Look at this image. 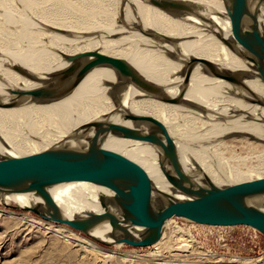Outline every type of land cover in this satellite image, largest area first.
Returning a JSON list of instances; mask_svg holds the SVG:
<instances>
[{"label":"bare ground","instance_id":"6f19581e","mask_svg":"<svg viewBox=\"0 0 264 264\" xmlns=\"http://www.w3.org/2000/svg\"><path fill=\"white\" fill-rule=\"evenodd\" d=\"M6 1L0 2L1 23L4 26H21L25 32L35 29L29 31L36 37L37 47L25 55L18 51L19 55L11 54L13 59L8 58L10 61L0 58V100L16 98L11 91L58 87L62 72L71 65L66 58L87 52L125 60L145 81L158 89V94L149 96L131 84L122 85L114 70L101 66L90 70L64 97L51 101L25 98L13 107H0V168L5 159H28V155L32 157L30 154L38 155L87 124L130 125L123 121L120 113L111 116L115 108L110 97L113 93L130 113L153 117L166 127L172 160L181 163L201 187L211 184L225 188L264 182V106L260 105L264 103V80L258 76L264 72L258 69L238 37L234 16L225 6L226 2L231 9L237 8L234 1L169 0L177 7L165 11L155 7L151 0H112L114 6L109 11L108 5L107 8L102 5L105 0H78L86 7L80 8L90 19H81L76 11L79 7L71 5L69 12L77 14L74 27L73 24L65 25L68 23L66 20L60 22L59 16L50 13L40 16L42 13L39 12L36 22L24 19L22 13L7 9ZM70 1L62 0V3L66 6L72 3ZM26 2L33 4L36 0ZM98 2L103 3L98 5ZM29 7L28 4L27 10ZM105 9L111 21L107 18V21L102 20ZM65 10L61 8L60 13ZM89 11L100 14L101 19L98 15L93 18L94 13L91 16L86 14ZM70 15L74 16V13ZM255 27L264 33V0L257 1ZM27 44L29 47L33 43ZM2 50L0 47V57ZM90 59H82L81 63ZM195 59L210 62L216 72L235 77L238 82L233 84L215 77L201 63L192 64ZM72 81L68 80L67 85ZM161 99H176L178 102L171 104ZM155 140L152 133L130 138L110 136L91 144L82 142L80 146L88 150L97 147L99 154L132 179L161 194L185 199L161 169L159 151L153 146ZM255 161L256 166L248 167ZM245 173L250 179L244 176ZM101 191L95 179L82 177L49 186L46 194L64 216L84 217L88 213H101ZM0 197L4 205L19 208L35 206V199L29 192L1 194ZM7 215L18 219L15 214ZM20 221L46 233L63 235L84 252H101L94 243L72 232L64 236L65 232L60 229L33 218L20 217ZM170 222H166L162 239L154 247L163 245ZM141 231L135 230L134 235L138 236ZM175 234L183 237L181 241L187 237L191 244L196 243L191 235L180 230ZM94 235L102 237L98 231ZM181 247L182 251L188 252L184 245ZM162 250L160 248L158 253L161 254ZM129 260L135 262V259ZM259 263L261 261L255 264ZM231 264L252 263L235 261Z\"/></svg>","mask_w":264,"mask_h":264},{"label":"water","instance_id":"95a60500","mask_svg":"<svg viewBox=\"0 0 264 264\" xmlns=\"http://www.w3.org/2000/svg\"><path fill=\"white\" fill-rule=\"evenodd\" d=\"M238 7L227 10L234 16L241 44L264 72V33L255 27V11L258 0H232ZM165 11L176 9L177 4L169 0H151ZM164 40H169L163 37ZM92 58L81 63L82 59ZM71 65L60 77L58 87L15 92L17 97L0 100V107L9 108L25 98L51 101L64 97L85 78L93 68L106 66L115 71L118 81L131 84L149 96L158 94V89L145 81L125 60L99 52H87L66 58ZM201 63L211 73L230 83H237L232 76L223 75L203 59ZM190 72L187 74L188 79ZM264 80V74L258 75ZM73 80L70 85L66 82ZM115 86H113L114 88ZM114 110L111 116L121 114L124 122L113 126L104 123L84 125L69 134L61 143L28 159H5L0 168V192L3 194L29 192L35 206L19 208L39 216L55 225L66 226L95 242L106 246L126 245L133 248H150L160 242L167 221L183 218L196 224L210 227H250L264 236V182L250 185L217 188L211 184L201 187L185 170L183 165L171 158V142L166 127L150 116L134 115L110 95ZM164 101L176 104V99ZM260 105L264 106V103ZM154 134L153 146L159 151L160 167L185 199L161 194L154 188L132 179L112 162L98 153V149H84L80 144L101 141L110 136L130 138L143 134ZM82 177L95 179L102 189L99 195L101 213H88L84 217L64 216L46 194L49 186ZM8 206V205H7ZM135 230H142L138 236ZM101 232L97 237L94 232Z\"/></svg>","mask_w":264,"mask_h":264},{"label":"rangeland","instance_id":"374dc122","mask_svg":"<svg viewBox=\"0 0 264 264\" xmlns=\"http://www.w3.org/2000/svg\"><path fill=\"white\" fill-rule=\"evenodd\" d=\"M1 1L4 2V0H0V2ZM41 1L43 2L41 3ZM106 1L108 0H105L104 3L98 2V5H101L103 3L102 5H104L106 8L109 6L107 8L108 10H112L115 0H109L110 2H107V4L105 3ZM36 2H34L33 4L31 2L30 4L29 2H26V0H8L6 1L5 7L10 11L13 10L14 12L22 13L24 19L28 18L29 20L31 19L34 22H36L43 14L48 15L49 13L54 16H59L57 17V19L60 18V22L62 20H66V22L68 23L65 22V25L67 26L73 24V27L75 26L74 24L77 23V16H80V18L83 20L90 19V17H87L85 15L84 9H82H86V7L84 6V4H79L80 1L78 0H71L70 2L72 3H70V5L69 3H67L66 6H64L62 0H48L47 2L46 0H38V2ZM25 3H28L30 6L28 10V4L25 5ZM110 4L111 6H113L110 7ZM40 5H42L43 7ZM71 5L79 8L82 7L80 9L75 7L79 15L75 14V12L72 11L69 12V6ZM42 8L47 10V12L45 13V10L42 11ZM61 8L67 9V11L65 10L66 13L65 11H62L63 13H60ZM107 9L105 10L107 11ZM27 11L29 13H27ZM55 11H57L58 13ZM86 11L87 10H85V12ZM106 11L102 12V20L105 21V18H107L108 21H111L112 19L110 18V16H107L106 13H108V11ZM37 12V17H34ZM39 12H41L42 14L40 15ZM67 12H69L70 14L74 13V16H77H71ZM91 13H94V16L92 15L93 18H95V15H98L99 19H101V15L96 13L95 11H89L86 14H90L91 16ZM63 14H65L64 17L62 16ZM69 16H71L72 19ZM57 19L56 21H58L59 23V20ZM1 22L3 23V21L0 20V43L2 44H0V47L3 49V53H1L2 56L0 57L1 59L11 58L10 60H12L13 58L10 57L11 54L25 55L26 53H31V50H33L34 47V49L36 50V37L30 32L36 31L35 29H28L26 30L27 32H25L22 30L21 26H9V24H6L8 25L6 27V25L4 26ZM58 23L57 25H59ZM11 29L17 32H15L14 34ZM58 29L61 30L60 26ZM6 32L8 33V35ZM26 33L29 39L25 35ZM59 33L67 35L66 32ZM84 33L85 32H81V34ZM14 35H16L18 38ZM19 37H21L20 41ZM28 41L33 44L31 45L30 42L28 43ZM27 43L30 45H28ZM26 44L29 47H27ZM27 48L30 49L28 50ZM21 50L23 52H21ZM35 50H33V52ZM17 51L19 54L17 53ZM245 82L248 85H252L249 81ZM262 98H264V96ZM96 149L98 148L96 147ZM30 155H32L33 157L36 156L37 153ZM28 156L27 158L31 157ZM256 165L257 162L255 161L249 164L248 167ZM243 171H246V168H243ZM245 174L246 175L244 176H247L246 178L250 179V176H248L249 174ZM253 177H255V175ZM1 194L3 193L0 192V196ZM0 213V264H168L176 260L180 262H178L177 264H181L182 262L186 264H231V262L235 261L251 262L252 264H255L257 261H261V263L259 264H264V236L258 235L256 237L253 231L248 229V227H210L203 225L196 226L182 219L175 220L174 222L171 220L165 231V237L162 243L164 246H152L150 248H133L126 245L106 247L95 242L85 235L81 234L79 236V233L76 234L77 236L94 243L100 249L101 252L99 253L94 251L84 252L79 247L72 244L70 240H67V237H63V235L46 233L44 230H39L24 225L20 221V217L33 218L39 223L58 228L62 232H65L64 236H67L69 234L66 226H60L46 222L39 216L31 212L14 210L11 208V206L4 205L2 203L1 197ZM11 213L18 216V219L11 218L7 215ZM177 230H180L184 234L186 233L191 235L194 241H196L195 245L191 244L187 237H185V241H181L183 237L181 235L175 234ZM165 244H168L170 248L167 249V246ZM183 245L188 250V252L182 251L183 247L181 246ZM160 248L163 249L161 254L158 253L160 252ZM129 259H135V262H131Z\"/></svg>","mask_w":264,"mask_h":264},{"label":"built area","instance_id":"2783aa9c","mask_svg":"<svg viewBox=\"0 0 264 264\" xmlns=\"http://www.w3.org/2000/svg\"><path fill=\"white\" fill-rule=\"evenodd\" d=\"M178 219L186 220V221L192 223L193 225L200 226V225H197L196 223H194V222H192V221H189V220H187V219H183V218H173V219H171V220L174 222L175 220H178ZM176 224H177V223H176ZM177 225H178V224H177ZM178 226H179V225H178ZM179 227H180V226H179ZM248 229L252 230L256 237H257L258 235L263 236L262 234H260L257 230H255V229H253V228L248 227ZM67 230H68L69 232L74 233V234H78V232H76V231H74V230H72V229H70V228H68V227H67ZM80 235H81V234L79 233V236H80ZM195 242H196V241H195ZM190 248H191V247H190Z\"/></svg>","mask_w":264,"mask_h":264}]
</instances>
